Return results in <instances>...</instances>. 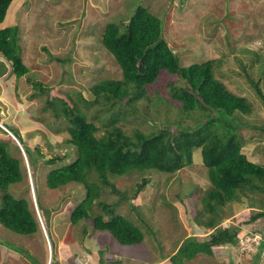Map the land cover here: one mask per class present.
Segmentation results:
<instances>
[{
    "label": "rangeland",
    "instance_id": "obj_1",
    "mask_svg": "<svg viewBox=\"0 0 264 264\" xmlns=\"http://www.w3.org/2000/svg\"><path fill=\"white\" fill-rule=\"evenodd\" d=\"M136 5L146 7L161 19L163 36L181 66L214 58L215 76L228 89L253 102L252 112L242 117L250 126L240 127L239 136L247 157L264 165V101L256 97L239 73L235 59L241 55L237 50L240 46L258 50L264 56V0H12L0 28L17 26L18 53L29 71L16 77L0 56V140L7 142L8 150L21 159L22 165L21 181L10 184L8 191L16 198L29 200L36 218L39 213V228L32 234H19L0 223V264H47L52 254L54 259L68 256L66 260L58 259L64 264H84L83 259L91 261L87 264L113 259H119L121 264H255L248 254L226 246L215 247L216 254L199 253L191 260H183L181 252L175 257L168 255L189 236L202 238L203 231L210 228L204 224L212 214L200 200L210 182L199 148L194 149L191 164L170 176L136 170L108 176L125 197L98 182V199L117 202V212L142 230L143 240L136 244H120L111 233L94 229L89 220L70 222L71 210L85 196L81 184L67 183L56 188L45 185L48 170L72 159L66 155L52 164L44 162L69 150L64 142L68 137L67 122L61 113L55 116L58 110L47 105V98H63L71 104L70 94L87 118L99 126L97 133H103L109 115L106 109H120L119 102L109 107L99 97V102L84 105L78 94L92 101L93 84L105 78H121L120 67L100 37L107 22L122 26ZM27 78L38 80L44 90L35 92ZM169 82L176 85L182 80L176 74L160 71L156 80L146 86V96L135 100L137 111L128 110L126 117L118 121L126 133L131 134L133 128L155 130L161 125L156 119L164 122L169 117L184 124L193 123L194 119L183 117L172 103L164 109ZM97 115L102 117L100 121ZM5 123L30 148L32 164L23 144L7 132ZM36 145L41 155L36 154ZM147 175L151 179L133 196L135 185ZM256 182L260 189L246 188L245 194L239 192L235 199L215 207V212L234 223L240 215L264 210V179ZM95 201L93 210L98 211ZM245 207L252 210L246 212ZM233 214L235 217L230 216ZM250 226L264 232V215L251 221ZM241 228L238 234L243 232ZM230 248L239 258L232 253L225 256V250ZM258 264H264V259Z\"/></svg>",
    "mask_w": 264,
    "mask_h": 264
},
{
    "label": "trees",
    "instance_id": "obj_2",
    "mask_svg": "<svg viewBox=\"0 0 264 264\" xmlns=\"http://www.w3.org/2000/svg\"><path fill=\"white\" fill-rule=\"evenodd\" d=\"M11 1L0 0V22ZM17 34L16 25L0 28V56L9 63L15 76L20 77L29 68L18 53ZM100 41L120 67L121 78H105L93 84L90 87L94 98L92 101L79 94L78 99L86 105L99 102V97H102L109 107L119 102L120 109H106L109 115L104 131L98 134L99 126L87 118L70 94L71 104L63 98L58 97L55 101L47 98V105L55 112L58 110L55 116L61 113L67 122L65 128L68 137L64 142L69 150L62 156L54 154L44 162L52 164L66 155L72 159L48 170L44 177L45 185L56 188L67 183L81 184L85 188V196L71 210L70 222L89 220L94 229L111 233L120 244H136L143 240L142 230L117 212V202L98 199L99 183L125 197V193L120 192L108 176H121L131 170L148 174L162 172L170 176L191 164L193 151L199 148L210 182V188L200 199L204 209L212 214L204 224L210 228L202 238L189 236L171 256L175 257L181 252L183 260H190L199 253L211 255L215 253L213 248L223 244L233 245L237 249L241 226L250 225L251 221L264 215V210L247 213L246 216L239 214L234 223L215 211L220 204L235 199L239 192L245 194L246 188H261L256 181L264 179V165L247 157L242 151L243 143L239 136L240 127L250 126L242 117L252 112L253 102L246 95L228 89L215 76L214 58L181 66L178 55L163 36L161 19L144 6L136 5L122 26L114 21L107 22ZM237 50L241 53L235 57L240 67L239 73L252 87L256 97L264 101V56L246 46H240ZM220 60L217 59L218 62ZM160 71L176 74L182 80L180 84L169 82L166 85L169 98L164 103V109H168L172 103L183 117L194 119L193 123L184 124L179 119L169 117L164 122L156 119L161 125L155 130L143 132L133 128L131 134L126 133L118 124L119 119L126 117L128 110L137 111L135 100L146 96V86L156 80ZM27 81L36 89L35 92L44 90L38 80L27 78ZM96 117L99 121L102 118ZM154 121L151 118V122ZM5 127L19 138L32 164L33 154L22 137L6 123ZM8 149L7 142L0 140V223L19 234H32L39 228V223L29 200L16 198L8 191L10 184L22 179L21 159ZM34 150L41 155L39 146L36 145ZM150 179V175L143 176L135 185L133 196ZM94 201L99 207L98 211L93 210ZM245 208L246 212L252 210ZM230 216L235 217V214ZM252 230L259 231L256 228ZM259 232L262 235L260 245L248 253L251 263L255 264H258L264 249V232ZM53 257L52 254L51 263L56 264L58 260ZM103 264H121V261L113 259Z\"/></svg>",
    "mask_w": 264,
    "mask_h": 264
},
{
    "label": "built area",
    "instance_id": "obj_3",
    "mask_svg": "<svg viewBox=\"0 0 264 264\" xmlns=\"http://www.w3.org/2000/svg\"><path fill=\"white\" fill-rule=\"evenodd\" d=\"M261 237L262 235L259 231H245L241 233L237 239L238 251L242 254L251 253L252 251H254V249H256L260 245ZM260 258L261 260L264 259V249H262L261 251ZM83 261H84V264L88 263L87 259H83ZM48 264H52V263L49 261ZM56 264H64V263L59 262Z\"/></svg>",
    "mask_w": 264,
    "mask_h": 264
},
{
    "label": "crops",
    "instance_id": "obj_4",
    "mask_svg": "<svg viewBox=\"0 0 264 264\" xmlns=\"http://www.w3.org/2000/svg\"><path fill=\"white\" fill-rule=\"evenodd\" d=\"M2 22H4V20H3ZM246 208H247V207H246ZM246 208H245V209H246ZM248 208H249V207H248ZM250 208L252 209V207H250ZM255 210H256V209H255ZM241 227H242V228H241L242 231H244V230H252V229H253L250 225H249V227H245V225H242ZM208 231H209V229L206 230V231H204V232L202 233V236L205 235L206 233H208ZM179 244H180V243H179ZM225 246L228 247V248H229V247H233V248H234V246H233V245H230V244H223V245H221V246H216V247H225ZM176 248H177V247H176ZM176 248H175L174 250H172V252H171L170 254H168V255L171 256V255L174 253V251L176 250ZM230 249H231V250H228V249L225 250V252H224V254H226L225 256H227L228 254L232 253V254L234 255V258H235V257H238V256H237V253H235V252L233 251L232 248H230ZM213 250H214V248H213ZM49 251H50V250H49ZM232 251H233V252H232ZM215 254H216V253H215ZM235 254H236V255H235ZM168 255H167V256H168ZM167 256H165L164 258H167ZM66 257H68V256H64V257H60V256H58V259H62V260L65 259V260H66ZM164 258H163V259H164ZM238 258H239V257H238ZM248 258H249V257H248ZM56 259H57V258H56ZM58 259H57V260H58ZM193 259H196V257L193 258ZM164 260H166V259H164ZM190 260H191V259H190ZM235 260H236V259H235ZM249 260L251 261V258H249ZM58 261H59V260H58ZM191 263H192V261H190V262L185 261V264H191ZM196 263H197V262H195L194 264H196ZM42 264H45L44 261H42Z\"/></svg>",
    "mask_w": 264,
    "mask_h": 264
},
{
    "label": "clouds",
    "instance_id": "obj_5",
    "mask_svg": "<svg viewBox=\"0 0 264 264\" xmlns=\"http://www.w3.org/2000/svg\"><path fill=\"white\" fill-rule=\"evenodd\" d=\"M6 128V127H5ZM6 130H7V132H10L7 128H6ZM41 216V215H40ZM37 218H38V220H39V213H38V215H37ZM41 219V221H42V218H40ZM42 224L41 225H43V222H41ZM44 227V226H43ZM245 231H253V230H244L243 232H245ZM242 232V233H243ZM240 235V234H239ZM238 250V249H237ZM50 262H52V255L50 256ZM59 262H61V261H58L57 263H59ZM90 261L88 260V263H89ZM49 263V262H48ZM47 263V264H48Z\"/></svg>",
    "mask_w": 264,
    "mask_h": 264
},
{
    "label": "water",
    "instance_id": "obj_6",
    "mask_svg": "<svg viewBox=\"0 0 264 264\" xmlns=\"http://www.w3.org/2000/svg\"><path fill=\"white\" fill-rule=\"evenodd\" d=\"M11 135L13 134L12 132H9ZM14 135V134H13ZM15 136V135H14Z\"/></svg>",
    "mask_w": 264,
    "mask_h": 264
}]
</instances>
